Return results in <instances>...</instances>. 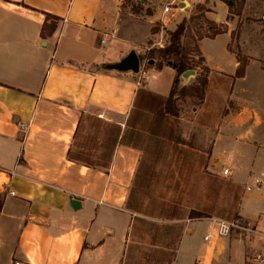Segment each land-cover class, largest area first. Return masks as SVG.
I'll return each mask as SVG.
<instances>
[{"label": "crops", "instance_id": "1", "mask_svg": "<svg viewBox=\"0 0 264 264\" xmlns=\"http://www.w3.org/2000/svg\"><path fill=\"white\" fill-rule=\"evenodd\" d=\"M243 11L264 21V0H246ZM46 13L60 20L43 37ZM154 20L152 13L126 12L123 0H0V264L124 263L136 216L126 200L139 152L118 144L109 168H92L70 160L68 151L83 115H98L124 133L139 88L169 94L172 85L160 90L153 68L106 67L131 51L140 55L153 38ZM232 31L213 39L224 38L219 51L206 52L210 38L198 43L210 74L231 81L236 105L216 133L211 160L245 185L263 181L240 203L238 215L252 229L241 238L219 235L218 217L191 221L172 264H245L264 228V68L250 51L258 46L244 36L250 61L245 75L234 78L239 62L229 49ZM226 135L232 156L217 148ZM70 196L80 209L72 208ZM196 221L208 222L199 243L187 239Z\"/></svg>", "mask_w": 264, "mask_h": 264}, {"label": "rangeland", "instance_id": "2", "mask_svg": "<svg viewBox=\"0 0 264 264\" xmlns=\"http://www.w3.org/2000/svg\"><path fill=\"white\" fill-rule=\"evenodd\" d=\"M170 1L123 0L126 12L136 16L147 13L155 16L153 25L158 31L139 55L141 67L146 72L150 68L158 72L154 79L161 86L160 90H168L175 73L166 65L158 67L160 62L165 64L166 59L153 51L170 43V33L186 18L188 23L182 42L197 67L193 69L195 76L185 82L180 80V87H200L204 97L201 98L190 88L188 95L177 99L179 117L175 119V131L178 137L168 133V127L163 125L154 123L149 127L150 119L145 121L146 125H141L139 135H130L131 130L127 128L124 132V142L139 152L135 169V173L139 169V178L130 185L126 201V207L136 216L128 252L122 264H172L186 227L194 220L218 217L237 223L240 227H232L231 232L238 237L246 238L249 234L243 228L248 227V222L238 215L244 193L245 198L249 194L246 185L236 172L223 176V167L216 166L211 160L214 139L224 117L230 111L236 112V105L230 100L231 81L210 74L204 61L200 60L198 42L215 28H232L236 35L232 48L245 54L241 45V39L245 36L246 42L258 46L255 50L250 48L252 54L264 61V21L258 22L260 20L244 11L240 15H229L223 12L224 6L220 0H194L185 11L163 16L162 8ZM234 11H239L238 4ZM141 31L134 27L132 33L136 36ZM223 43L224 38L215 41L207 39L203 47L209 54L221 50ZM151 60L154 61L151 63ZM206 77L207 84L201 85V80ZM89 117L85 119L75 144L80 154L91 155L95 148L103 151L104 146H99L101 139L109 138L112 134L113 127L91 119H100L98 115ZM231 145L232 137L226 135L217 148L232 156ZM228 164L232 166V163ZM195 212H201L203 217L191 218ZM207 226L206 221L193 222L187 239L199 243Z\"/></svg>", "mask_w": 264, "mask_h": 264}, {"label": "trees", "instance_id": "3", "mask_svg": "<svg viewBox=\"0 0 264 264\" xmlns=\"http://www.w3.org/2000/svg\"><path fill=\"white\" fill-rule=\"evenodd\" d=\"M228 6V13L229 15H240L246 3V0H220ZM236 4L239 5V11L235 12L234 8ZM60 17L56 15H52L46 13V20L43 25L42 29V36L47 37L51 36L57 29L58 22ZM187 19L184 18L181 23L178 24L177 28L170 33V43H168L164 47H160L155 49L153 52L158 53L161 58L166 59V64L171 66L173 69L176 70V76L171 86L170 92L167 96H163L157 94L145 87H141L137 90L135 100L133 103L132 110L129 114L126 127L130 129V135H139L140 128L142 124H145L147 119H150L149 127L156 123L158 125H163L168 127V133L175 134V137H178V134L175 131L176 120L179 117V107L177 104V99L179 96H186L189 93L190 88L196 91L201 98H203V92L200 90V87H180V76L183 72L189 69H195L197 65L195 64L194 60L189 57V52L187 51L186 47L182 42V38L185 35L186 28H187ZM158 28H152V32L156 33ZM227 29L215 28L210 35L202 36L203 38H210L215 39L218 35L227 33ZM232 41L229 44V49L236 53L239 66L237 71L234 75V78H241L245 75L246 66L250 61V57L242 52H236L232 48V42L235 40L236 35L235 31L231 32ZM198 51L201 53L200 48ZM141 59V57H140ZM201 61H205L204 57H200ZM263 68H264V61H262ZM163 62H160L158 67H161ZM206 66V65H205ZM209 70V68L206 66ZM208 82L207 77L201 80V85H206ZM88 117V116H87ZM86 115H83L77 130L74 135V141L72 147H70L68 151V158L72 161L82 163L86 166L92 168H109L115 148L118 144H125L130 146L128 142H124L126 138V133H122V127L116 124L107 123L112 128L111 136L104 137L101 139L99 146H104L105 149L100 152L97 151V148L93 149L91 155L89 154H80L75 149L76 140L78 139L79 132L81 127L87 118ZM91 117V116H90ZM89 117V118H90ZM150 117V118H149ZM94 119L96 122L103 124L106 123L102 119L98 118H91ZM165 124V125H164ZM169 125V126H166ZM167 133V134H168ZM132 147V146H131ZM139 178V169H137L136 173L134 174L133 182L136 183ZM128 199V197H127ZM127 201V200H126ZM127 205V202H126ZM127 208V207H126ZM128 209V208H127ZM130 210V209H129ZM131 211V210H130ZM203 214L201 212H195L191 214V218H201Z\"/></svg>", "mask_w": 264, "mask_h": 264}, {"label": "built area", "instance_id": "4", "mask_svg": "<svg viewBox=\"0 0 264 264\" xmlns=\"http://www.w3.org/2000/svg\"><path fill=\"white\" fill-rule=\"evenodd\" d=\"M194 0H171L168 2L161 11V14L163 16L172 14L176 12H182L185 11L186 9L190 8L193 4ZM163 23L165 24V21L163 20ZM161 46H164L161 44ZM21 128L25 127L24 124L19 123ZM221 174L223 176H230L233 174V171L230 167H224L222 169ZM263 181L256 177L254 178V184H246L245 189L246 191L251 190L253 188H258L260 189L262 187ZM219 229H218V234L223 235V234H229L231 232L232 227H240L237 223L233 221H228L225 219H219L218 221ZM251 225L248 223V227H243L246 231H251ZM260 241L259 244L254 247L247 255L246 262L245 264H264V228L260 230ZM211 235H207L206 238H209Z\"/></svg>", "mask_w": 264, "mask_h": 264}, {"label": "water", "instance_id": "5", "mask_svg": "<svg viewBox=\"0 0 264 264\" xmlns=\"http://www.w3.org/2000/svg\"><path fill=\"white\" fill-rule=\"evenodd\" d=\"M153 61L154 60H151V63ZM106 67L108 69H115L118 71L131 70L137 73L141 70V59H140V56L135 51H131L121 62H118L115 64H108ZM195 75H196V71L193 69H189L182 73L180 80L181 82H185L190 77L195 76ZM70 203L74 210H78L82 207L81 201L76 198H73V196H70Z\"/></svg>", "mask_w": 264, "mask_h": 264}]
</instances>
